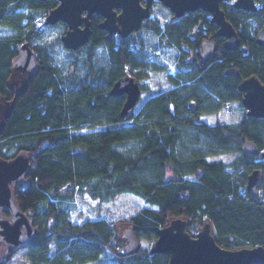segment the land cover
Returning a JSON list of instances; mask_svg holds the SVG:
<instances>
[{"label":"trees","instance_id":"1","mask_svg":"<svg viewBox=\"0 0 264 264\" xmlns=\"http://www.w3.org/2000/svg\"><path fill=\"white\" fill-rule=\"evenodd\" d=\"M255 1L254 12L220 1L239 35L232 49L224 45L225 36L215 35L218 25L202 9L166 22L162 42L178 50L177 72L169 75L174 84L151 94L126 119L120 115L125 96L108 91L129 65H148L141 39L133 33L109 36L99 27L101 16L93 13L87 43L66 50L68 64L75 65L70 78L54 54L63 46L65 24L39 19L58 1L0 0V98L12 101L0 125V156L31 155L27 175L13 188L18 207L39 228L24 248L30 264H167L169 254L151 252L152 245L118 253L125 243L103 218L78 226L61 215L76 197L88 195L101 204L123 192L146 202L128 219L139 241L155 240L151 227L182 217L191 235L211 222L221 247L264 248V179L256 194L245 186L252 170L264 176V117L247 114L238 88L252 74L264 83V45L255 41L264 24V0ZM54 25L61 33L43 40L44 30ZM144 27L161 28L153 20ZM208 34L217 48L202 60L200 44ZM24 41L34 49L38 66L26 80H11L12 61ZM234 101L241 110L236 122L211 124L201 118ZM190 102H196L195 109ZM245 140L257 151L246 153ZM229 152L236 156L228 162L208 159ZM5 251L0 264H8L16 252Z\"/></svg>","mask_w":264,"mask_h":264},{"label":"water","instance_id":"2","mask_svg":"<svg viewBox=\"0 0 264 264\" xmlns=\"http://www.w3.org/2000/svg\"><path fill=\"white\" fill-rule=\"evenodd\" d=\"M58 4L49 10L43 22L47 25L63 22L66 29L61 36V42L69 50H75L87 43L91 36L90 17L93 13L99 14L102 21L99 27L107 30L109 36L120 34L126 37L137 32L144 20L150 17L152 0H57ZM142 1L144 2L142 4ZM168 7L173 16L179 18L190 10H203L211 14L210 21L218 25L215 34L225 36L224 45L235 48L239 35L237 30L226 18L220 6V0H159ZM233 6L247 11H256L255 0H234ZM255 41L264 45V24L256 31ZM200 56L202 60L214 54L216 47L211 37L203 39ZM37 58L31 44L24 41L19 46L17 56L12 61L11 80H26L37 68ZM75 65L67 71L73 77ZM234 74L237 73L232 69ZM109 93L124 95L120 115L129 119L133 114L141 96V83L129 72L112 83ZM238 88L243 92L241 101L248 115L264 117V83L254 74L243 78ZM9 103L0 98V125L3 118L10 112ZM192 109L196 102H190ZM246 153H254L257 146L251 140L243 142ZM263 157H264V152ZM31 155L23 152L12 158L0 156V244L5 249L16 251L27 246L37 237L39 228L32 219L24 213L13 195L14 185L21 183L30 169ZM246 190L249 194L257 193L264 176L259 169H254L247 175ZM8 212V215L4 214ZM188 222L185 218H171L164 226L151 227L156 238L150 248L151 252L169 254L167 264H264V248L261 245L254 247L228 249L221 247L211 231V222H205L195 235L187 232ZM125 239L118 253L125 254L136 250L139 240L133 233V225L126 227L122 233Z\"/></svg>","mask_w":264,"mask_h":264},{"label":"rangeland","instance_id":"3","mask_svg":"<svg viewBox=\"0 0 264 264\" xmlns=\"http://www.w3.org/2000/svg\"><path fill=\"white\" fill-rule=\"evenodd\" d=\"M233 2V0H231ZM144 2L142 1V4ZM152 11L150 17L154 22L159 23L161 27L157 31L153 27H140L137 32H133L136 39H141L143 42V50L146 52V60L149 62L146 67H139L138 69H132L129 65L126 68V72L136 76L138 82L143 84L141 88L140 101L137 103L134 110V114L140 110L143 101L151 96V94L161 91V89H167L174 84L170 81L169 75H175L176 62L178 50L174 46L166 45L162 42L163 26L173 16V12L166 6H164L159 0L151 1ZM45 16H40L41 24ZM66 26V25H65ZM60 25L50 26L44 30L43 40L51 41L56 38L61 32ZM41 40V41H43ZM64 45L62 47L56 46L54 54L57 62L63 66L62 73H66L70 64H68L69 55L66 53ZM136 72V73H135ZM135 73V74H134ZM139 77V78H138ZM241 116V110L239 109L237 102H229L224 105L217 113L206 112L201 118L208 123L215 124L217 121L224 123H234ZM236 156L235 153H220L218 155L209 156L210 160H223L228 162ZM170 174V170L167 171ZM144 202L136 194L123 192L112 201L101 202V204L89 197L88 195L79 196L67 202L68 207L61 212V215L65 219H69L71 223L80 225H87L91 220L105 219L107 222L114 225L115 230L119 238L122 237V231L128 227L130 222L129 217L145 206ZM125 243V239L123 240ZM154 240L152 239H140L139 245L151 246ZM6 254L5 248L0 244V256L4 257ZM97 261L90 262L89 264H96ZM8 264H30L27 258V252L24 248L17 249L14 255L11 257Z\"/></svg>","mask_w":264,"mask_h":264},{"label":"flooded vegetation","instance_id":"4","mask_svg":"<svg viewBox=\"0 0 264 264\" xmlns=\"http://www.w3.org/2000/svg\"><path fill=\"white\" fill-rule=\"evenodd\" d=\"M221 1V0H220ZM234 1V0H233ZM256 2V1H255ZM231 3H233V2H231ZM256 4H257V2H256ZM220 5H221V3H220ZM257 7H258V4H257ZM241 9V8H240ZM151 11H152V7H151ZM254 12V11H253ZM151 14V13H150ZM173 16V15H172ZM175 17V16H174ZM176 18V17H175ZM180 18V17H179ZM102 19V18H101ZM176 19H178V18H176ZM151 22H152V17H149V18H147V20H144L143 22H142V24H141V27H144V25H146V26H150L151 25ZM197 30H198V27H197ZM195 35H197V33L196 32H193V34H192V36H195ZM216 35V34H215ZM212 35L211 34H208V36L207 37H203V39H205V38H209V37H211ZM212 38H213V36H212ZM213 40H214V38H213ZM203 41V40H202ZM215 42V41H214ZM202 43V42H201ZM201 45V44H200ZM215 47H216V45H215ZM217 48V47H216ZM215 52H216V50H215ZM214 52V53H215ZM214 55V54H213ZM212 56V55H211Z\"/></svg>","mask_w":264,"mask_h":264}]
</instances>
